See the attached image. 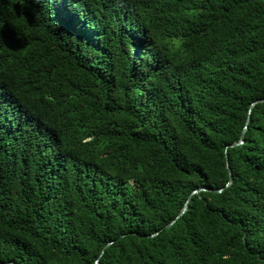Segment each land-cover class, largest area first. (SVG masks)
<instances>
[{
  "label": "trees",
  "instance_id": "16d2710c",
  "mask_svg": "<svg viewBox=\"0 0 264 264\" xmlns=\"http://www.w3.org/2000/svg\"><path fill=\"white\" fill-rule=\"evenodd\" d=\"M1 261L264 264V0H0Z\"/></svg>",
  "mask_w": 264,
  "mask_h": 264
},
{
  "label": "clouds",
  "instance_id": "9594fccd",
  "mask_svg": "<svg viewBox=\"0 0 264 264\" xmlns=\"http://www.w3.org/2000/svg\"><path fill=\"white\" fill-rule=\"evenodd\" d=\"M156 44L174 61H180L186 57L185 38L179 34L157 35Z\"/></svg>",
  "mask_w": 264,
  "mask_h": 264
},
{
  "label": "water",
  "instance_id": "95a60500",
  "mask_svg": "<svg viewBox=\"0 0 264 264\" xmlns=\"http://www.w3.org/2000/svg\"><path fill=\"white\" fill-rule=\"evenodd\" d=\"M261 100H263V99H261ZM245 129H246V126L244 127V129H243V131H242L241 138H240L239 140H236V141L230 143L229 145H227V147H228V146H234V145H237V144L242 143V142L244 141L243 136H244ZM226 155H227V150H226ZM227 165H228V168H229L230 180H231V179H232V171H231V168H230V166H229V162H228V161H227ZM201 189H207V188L204 187V186H201V187H199V188H196V189L192 190V192H191V193L189 194V196L187 197V200H186V202H185L183 208H182L181 211L179 212V214H178V215H177V216H176L171 222H169V223L167 224V226L171 225L179 215H181L182 213H184V212L186 211V209H187V207H188V202H189V200H190L192 194L195 193V192H197L198 190H201ZM216 191H221V188L216 189ZM109 243H110V242H109ZM109 243H108V244H109ZM0 264H18V263H16L15 261H1ZM97 264H100V263L97 261Z\"/></svg>",
  "mask_w": 264,
  "mask_h": 264
}]
</instances>
